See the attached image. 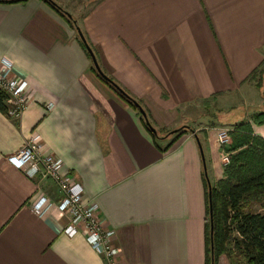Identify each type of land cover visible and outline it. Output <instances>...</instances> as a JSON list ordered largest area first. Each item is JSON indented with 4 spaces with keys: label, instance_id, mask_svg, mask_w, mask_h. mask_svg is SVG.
Segmentation results:
<instances>
[{
    "label": "crops",
    "instance_id": "crops-1",
    "mask_svg": "<svg viewBox=\"0 0 264 264\" xmlns=\"http://www.w3.org/2000/svg\"><path fill=\"white\" fill-rule=\"evenodd\" d=\"M77 1L76 9L92 2L76 20L103 70L152 125L164 132L199 124L166 149L175 135L156 138L100 78L67 18L46 0L0 2V60L31 94L20 119L0 110V264H107L84 233L65 234L69 213L32 209L40 196L62 198L54 180L31 178L7 159L35 132L41 157L62 158L61 173L84 186V202L99 204L123 264H206L208 186L196 137L216 184L226 170L218 130L229 120H215L207 101L244 93L245 110L263 107L254 76L264 65V0ZM253 129L264 138V124Z\"/></svg>",
    "mask_w": 264,
    "mask_h": 264
},
{
    "label": "trees",
    "instance_id": "trees-1",
    "mask_svg": "<svg viewBox=\"0 0 264 264\" xmlns=\"http://www.w3.org/2000/svg\"><path fill=\"white\" fill-rule=\"evenodd\" d=\"M14 1L21 2L23 0H0V2ZM47 2L59 11L61 15L67 18L73 27H75V18H69L65 12L51 3L50 0H46V3ZM98 75L102 78L99 73ZM108 78H110V76ZM102 79L140 113L138 107L122 94L114 84L104 78ZM111 80L116 82L113 78H111ZM5 94L6 93L0 89V110L7 114V106L5 103L7 96ZM254 115L255 123L264 124V111L255 113ZM148 119L151 123L149 116ZM144 121L148 126L145 119ZM184 132V130L179 129L175 133L168 134L167 136L173 134L175 137L172 138V142L167 145L166 149H169L175 142L174 140H177L176 138H179ZM231 134L233 141L236 143V148H234V150L230 149L229 151L238 153L231 157L235 164L233 163L231 166L227 165L224 174L225 178L217 182L218 187L216 184H212L211 188L213 189L212 215L214 218V236L212 241L214 242V264H217L218 257L224 253L229 258L231 264H264V212L257 213L246 211L248 199L256 197H260V199L264 198V138L256 136L253 133L252 126L244 122L239 123ZM154 136L156 138L159 137L155 134ZM206 183L208 186L207 179ZM209 221L210 215L206 227V264H212V241H210L211 224Z\"/></svg>",
    "mask_w": 264,
    "mask_h": 264
},
{
    "label": "built area",
    "instance_id": "built-area-1",
    "mask_svg": "<svg viewBox=\"0 0 264 264\" xmlns=\"http://www.w3.org/2000/svg\"><path fill=\"white\" fill-rule=\"evenodd\" d=\"M0 89L7 96L6 108L7 115L12 120L20 119L26 106L31 100L29 82L26 79L13 77L12 63L9 60H0ZM53 102L46 105L52 109ZM229 128H220L218 130V140L221 147H227L231 142ZM41 135L33 133L22 147L7 159L11 164L24 171L29 177L34 178L38 175L51 178L58 185L62 193L61 200L55 204L54 201L46 196L38 197L33 210L39 216L47 214L51 208H57L61 213H69L71 219L69 225L65 228V234L75 236L78 233H84L87 241L98 253L104 255L107 264H123L121 261L122 249L111 245L112 238L115 235L114 229H104L99 220V204L97 202L86 203L83 200L84 186L76 182L72 176L61 173L63 159L60 157L45 156L41 157ZM222 163L228 165L232 152L221 149Z\"/></svg>",
    "mask_w": 264,
    "mask_h": 264
},
{
    "label": "rangeland",
    "instance_id": "rangeland-1",
    "mask_svg": "<svg viewBox=\"0 0 264 264\" xmlns=\"http://www.w3.org/2000/svg\"><path fill=\"white\" fill-rule=\"evenodd\" d=\"M64 2L70 3L71 6L75 7V10L72 11V8H69L70 9L69 11L71 12V15L73 16V18H75L77 20H79L83 15H85L87 13V11L90 8L91 3H92V2H89L87 4L85 3V4H83L84 6L79 7V8L76 9V7H78L76 5L78 3H82V2H78L77 0H64ZM101 68H102V66H101ZM102 70H103V68H102ZM95 71L98 72L96 69H95ZM254 80H255V84H257L258 86H261V87L264 88V65L261 68H259V70H257V72L255 73V76H254ZM243 100H244V93H240L239 95H237L235 97L228 98L224 102H220V101L214 102L213 100H208L207 101V106H208V111L207 112H209L210 114H213V116L215 117L214 118L215 120L218 117H220V116L221 117H224L225 116V119H228L229 120V121L226 120V122H228V123H226V124H221L220 123V124L222 126H224L223 128H229L230 129V133H232V131H234L235 128H236V126L238 125V124H231L233 121L235 123L244 122V123L250 124L252 126V129H253V124H257L254 121V116H255L254 114L255 113H258V112L264 111V105H263V107L259 108L258 111H256V112L253 111L252 112L250 109H246L245 110V106L242 105V103H243L242 101ZM231 104L237 105V107L234 110H231V112L226 111V109H229V107H225V105H230L231 106ZM197 115H199V114H197ZM235 119H237V122H236ZM208 121H209L208 123H210L211 120H208ZM230 121H231V123H230ZM223 122H225L224 119H223ZM198 124L199 123L196 124L195 120H193V122H191L190 124L188 123V124L180 125L178 128H175V129H172V130L169 129V130H166L164 132L161 131V130H158V131L160 132L161 135L170 134L173 130H176V129L177 130L178 129H182V130L185 131L184 133H186V132L194 131L195 126H198ZM217 127H219V126H217ZM253 133L255 134L254 129H253ZM172 136H174V135L172 134ZM181 136L179 138H181ZM231 136H232V134L230 135V137ZM172 140L173 139H171L167 144H169L170 142H172ZM177 140H174V141L176 142ZM231 140H232V143H230L231 144L230 149L231 150H234V148H236L235 147L236 146V143L233 142V137H231ZM223 148L224 149L226 148V150L228 149V151L230 150L227 147H222V149ZM230 152H233L231 154V157L234 156V155H236V154H238V153H234V151H230ZM233 163H234L233 160L230 159V162L228 163V166H231ZM223 165H225V164L223 163ZM225 167H227V165H225ZM216 185H217V183H216ZM217 187H218V185H217ZM246 211L263 213L264 212V198H261L260 199V197H256V198H250V199H248V203L246 205ZM208 219H209V217H208ZM209 223H210V221H209ZM219 261H220V263H219ZM217 264H231V263H230V260L227 257V255L224 253V254H221L218 257Z\"/></svg>",
    "mask_w": 264,
    "mask_h": 264
},
{
    "label": "water",
    "instance_id": "water-1",
    "mask_svg": "<svg viewBox=\"0 0 264 264\" xmlns=\"http://www.w3.org/2000/svg\"><path fill=\"white\" fill-rule=\"evenodd\" d=\"M51 3L55 4L56 6H58L63 12H65L66 15H68L69 18H73V16L71 15V13H69L68 11L64 10L58 3H56L54 0H50ZM74 24H75V28L77 29L78 33H79V36H80V40H82V42L84 43L86 49H87V52L90 54L91 58H92V61H93V65L95 66V69L98 71V73L101 75L102 78L106 79L107 81L111 82L112 84H114L118 90H120V92L122 94H124L127 98H129L139 109L141 115L143 116V118L146 120L149 129L155 134L158 136V130L150 123L149 119H148V115L147 112L145 111V109L143 108V106L138 102V100H136L135 98H133L129 93H127V91L123 90V88L117 84L116 82H114L113 80H111V78H108L109 76H107V74L102 70L101 68V65L98 61V58L95 54V52H93V48L90 46L89 42L86 40V36L85 34L83 33L81 27H79V24L77 23V20L74 21ZM179 130V129H178ZM177 129L176 130H173L171 133H175L176 131H178ZM197 140H198V144H199V147H200V150L201 151V156H202V160H203V165H204V170H205V177L207 179V182H208V192H209V205H210V228H211V240L213 239V236H214V218H213V189L212 188V182L208 176V170H207V164H206V158H205V153H204V149H203V145L200 141V139L198 138V136L196 137ZM211 249H212V264H214V242L212 241L211 242Z\"/></svg>",
    "mask_w": 264,
    "mask_h": 264
}]
</instances>
